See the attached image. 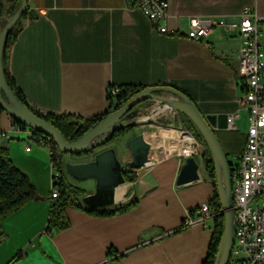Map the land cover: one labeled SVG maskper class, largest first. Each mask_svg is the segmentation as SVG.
I'll list each match as a JSON object with an SVG mask.
<instances>
[{
  "label": "crops",
  "instance_id": "1",
  "mask_svg": "<svg viewBox=\"0 0 264 264\" xmlns=\"http://www.w3.org/2000/svg\"><path fill=\"white\" fill-rule=\"evenodd\" d=\"M246 8H255L264 22V0H169L167 26L175 34L154 30L144 13L129 7L127 0H28L29 15L22 19L8 50V73L32 108L85 119L107 112L111 86L170 84L186 93L204 115H223V127L215 129L226 132L223 147L234 157L242 150L248 129L245 110L246 126L229 129L226 123L238 109L242 91L240 39L236 32L219 27L200 40L186 32L190 16L234 19ZM10 15L0 17L1 22ZM161 94L175 97L166 91ZM145 116L154 121L145 125L160 129L163 138L176 143L177 152L169 153L163 141L157 144L159 134L155 139L145 134L151 144L150 161L133 167L128 141L138 133L129 134L133 129L117 139V156L136 179L118 187L115 204L104 208L130 201L134 206L100 215L66 205L68 225L47 230L50 206L56 201L50 198L51 151L36 146L33 130L14 125L10 114L0 109V146L7 147L14 165L41 197L1 222L0 264H8L18 251L24 255L12 264H202L213 230L183 221L201 203H215V188L203 162L207 147L199 133L198 140L193 137L196 146L187 152L178 136L186 130L164 126L171 122V112L160 100L141 103L139 117ZM29 143L33 146L26 151ZM190 152L199 163V178L178 185L180 167ZM75 182L71 183L85 195L95 191L94 178Z\"/></svg>",
  "mask_w": 264,
  "mask_h": 264
},
{
  "label": "water",
  "instance_id": "2",
  "mask_svg": "<svg viewBox=\"0 0 264 264\" xmlns=\"http://www.w3.org/2000/svg\"><path fill=\"white\" fill-rule=\"evenodd\" d=\"M28 9V0H21L18 8L0 26V105L12 118L29 127L34 133L40 132L53 139L58 149L66 154L83 152L101 145L108 133L119 126L135 127L140 124L154 123L149 117H139L140 108L132 109L136 103L147 99L160 100L170 108L171 122L165 127L186 129L180 117L187 116L200 131L204 143L210 151L215 168V183L223 216V230L218 245L214 264H228L232 246L234 244L236 215L232 208V178L230 163L221 142L214 132L215 128H221L223 115H204L195 102L186 94L172 86H149L139 90L126 102L119 105L103 117L101 121L89 128L85 134L75 140H67L61 131L45 119L37 116L31 109L23 104L9 87L3 67V51L6 37L15 23ZM169 92L175 97L164 96L161 92ZM141 105V104H140ZM177 116L178 121H174ZM158 125V124H157ZM163 126L162 124H159ZM128 149L131 156L129 165L141 167L146 165L149 159L151 144L145 139L143 133L129 139ZM65 170L68 175L76 180L94 178L95 191L82 197V201L91 208H104L115 204L117 188L125 183L123 166L113 146L102 149L94 155L91 161L83 163L65 162ZM199 163L193 152L184 157L177 176V184H185L196 181L199 178Z\"/></svg>",
  "mask_w": 264,
  "mask_h": 264
},
{
  "label": "built area",
  "instance_id": "3",
  "mask_svg": "<svg viewBox=\"0 0 264 264\" xmlns=\"http://www.w3.org/2000/svg\"><path fill=\"white\" fill-rule=\"evenodd\" d=\"M0 1L3 8L0 17L3 19L9 15V1ZM127 3L129 7L141 10L157 32L178 33L167 26L169 0H127ZM262 20L255 8L244 9L234 19L194 15L187 20L186 35L190 38L203 39L219 27L226 32H236L240 39L237 59L242 91L238 96V109L227 116L226 123L227 128L236 129L240 110H245L248 129L242 150L230 163L236 229L228 264H264V43L258 27ZM122 90V87L109 88L107 112L119 106L117 96ZM47 138L51 139L44 134L35 135L33 142L36 146H47ZM32 146L29 143L26 151ZM58 178L59 174L55 172L50 191L53 201L59 197ZM221 215L222 210L213 201H206L190 210L183 223H199L214 231Z\"/></svg>",
  "mask_w": 264,
  "mask_h": 264
},
{
  "label": "trees",
  "instance_id": "4",
  "mask_svg": "<svg viewBox=\"0 0 264 264\" xmlns=\"http://www.w3.org/2000/svg\"><path fill=\"white\" fill-rule=\"evenodd\" d=\"M8 1L10 5L9 11L12 14L18 8L21 0H8ZM1 8H2V4L0 1V14L2 11ZM28 15H29V9H27V11L15 23V25L12 27V29L7 34L5 48L3 51V67H4L6 81L9 87L12 89L15 96L23 104L27 105L33 113H35L37 116L45 119L47 122L57 127L67 140L78 139L83 134H85V132L89 128H91L96 123L101 121L103 117L107 114V112L102 115H99L93 118H88V119H85L80 116L71 115V114H54V113L43 114L39 112L38 110L32 108L27 103L25 96L23 95L21 90L16 86L15 82L13 81V79L8 73V69H7L8 50L21 30L22 19L26 18ZM5 23L6 21L1 22L0 20V26L1 24H5ZM160 86H171V85L163 84ZM143 88L144 87H137V86L124 87L121 94L117 96L118 105H121L124 102H126L131 96H133L135 93H137L139 90ZM0 109L3 110L4 108L0 107ZM12 120L18 126L25 127L24 124H22L15 118H12ZM133 128H135L134 124H131L129 126L117 127L116 129L108 133L107 137L105 138V141L101 145L97 146L96 148L102 147L104 145H107L109 143L116 141L117 139L126 135ZM34 134L42 135L40 132H36ZM47 140H48L47 146L49 147L51 151V162H52L53 171L54 173L56 172L59 174L58 181L56 182V184L59 186V197L56 199L55 202L51 203L47 230L62 229L68 225V222L66 221L65 215H64V209L66 205L75 206V207L84 209L90 213H95V214H100V215H109V214H115L118 212H125V211L130 210L134 206L135 201H130L128 203H125L123 205H120L114 208H90V207L83 205L80 197L85 195L86 191L84 189H81L75 186L74 184H72L65 178V175H64L65 167H64V160H63L64 153H62L58 149V146L53 139L47 138ZM94 149L83 151V152H73V153H66V154H69L71 156H82L88 153H92ZM203 162L209 174V177L211 178L213 182V186L215 188L216 207L221 209V205L219 202V197H218L217 189H216V183H215L214 163H213V160L211 158V154L208 148L203 153ZM123 175H124L125 181L132 182L136 179V174L131 170L124 169ZM40 198L41 197L39 196L37 190L35 189L31 181L29 180L28 176L25 175L23 172H21L14 165L9 155V151L7 147L0 146V239L3 236V231L1 230V222L3 221V219H5L8 215L13 213L14 211L18 210L28 201L37 200ZM222 230H223V216L221 215V220L219 224H217V226L215 227V230L213 231L210 244H209V248H208V252L202 264H214V260L217 254ZM23 255H24L23 251H18L12 257V259L8 262V264H12L18 261L19 259L23 257Z\"/></svg>",
  "mask_w": 264,
  "mask_h": 264
},
{
  "label": "rangeland",
  "instance_id": "5",
  "mask_svg": "<svg viewBox=\"0 0 264 264\" xmlns=\"http://www.w3.org/2000/svg\"><path fill=\"white\" fill-rule=\"evenodd\" d=\"M9 8H10V5H9ZM7 14H10V11ZM258 27H259V30L262 31L261 35H263V33H264V22H259ZM262 39L264 40V36L261 37V40ZM180 119H181V122H182L183 126L186 127L187 130H189V132L193 135V137H195V139L198 140L200 131L197 129L195 124L187 116H185V117L181 116ZM236 123H237V126L240 127V128H243L244 126H246V124H247L246 123V112L244 110L240 111V117L237 119ZM133 129H134V131L129 133V134H135V133L141 134V133H143L144 135L146 134L151 139H155L157 137V135L159 134L157 144H158V142H162L163 141V144L165 145L164 147L169 153L177 152L176 150L173 149L175 147L176 143L174 141H172L170 138H163L161 136L160 129H157V128H154V127H150V126H146L145 124L137 125L136 128H133ZM174 129H177V128H174ZM151 130L155 131V133L157 132V134L155 136H153V137L148 135V133ZM177 130H179V129H177ZM181 130H186V129H181ZM218 131H219L218 129H214L215 134L217 135L219 141L221 142V144L223 146L222 139L224 138L226 132H218ZM119 142H120V140H116L114 142L115 150L117 149V145H118ZM154 144H156V141L154 142ZM112 145H113V143H109V144L104 145L102 147H98V148L94 149V151L92 153H88V154H85V155H82V156H71L69 154H64V157H63L64 164H65V162L83 163V162L91 161L94 158V155L96 154V152H98V151H100L102 149H105V148H107L109 146H112ZM223 149H224V147H223ZM119 156H120V158H122V152H119ZM227 160H228L229 163H231L233 161V156L227 154ZM64 175H65V178L68 181L70 180L69 182H72V183L76 184L75 181H77V180L72 178L70 175H68L66 170L64 172Z\"/></svg>",
  "mask_w": 264,
  "mask_h": 264
},
{
  "label": "bare ground",
  "instance_id": "6",
  "mask_svg": "<svg viewBox=\"0 0 264 264\" xmlns=\"http://www.w3.org/2000/svg\"><path fill=\"white\" fill-rule=\"evenodd\" d=\"M182 131V130H181ZM179 139L186 145V151L189 152L192 147L196 146L193 136L186 130L181 133H178ZM201 149V148H200ZM191 153V152H190ZM190 153H187L188 155ZM120 185L119 187H121Z\"/></svg>",
  "mask_w": 264,
  "mask_h": 264
},
{
  "label": "flooded vegetation",
  "instance_id": "7",
  "mask_svg": "<svg viewBox=\"0 0 264 264\" xmlns=\"http://www.w3.org/2000/svg\"><path fill=\"white\" fill-rule=\"evenodd\" d=\"M142 102H140V103H136L135 105H133V107H132V109H138V108H140V104H141Z\"/></svg>",
  "mask_w": 264,
  "mask_h": 264
}]
</instances>
